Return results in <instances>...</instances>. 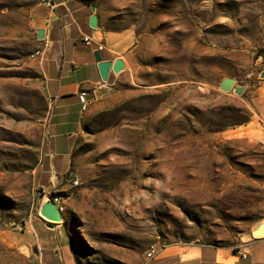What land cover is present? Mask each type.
<instances>
[{"label":"rangeland","instance_id":"rangeland-1","mask_svg":"<svg viewBox=\"0 0 264 264\" xmlns=\"http://www.w3.org/2000/svg\"><path fill=\"white\" fill-rule=\"evenodd\" d=\"M29 2L0 0V264H34L41 253L27 225L43 203L30 170L48 105L29 81L39 78ZM98 7L108 28H131L139 43L122 100L87 120L74 155L79 187L64 213L77 264H143L158 242L255 239L264 222V0Z\"/></svg>","mask_w":264,"mask_h":264},{"label":"crops","instance_id":"crops-1","mask_svg":"<svg viewBox=\"0 0 264 264\" xmlns=\"http://www.w3.org/2000/svg\"><path fill=\"white\" fill-rule=\"evenodd\" d=\"M29 1L31 52L40 46L37 35L40 30L45 31L50 42L44 58H30L39 78L29 81L33 88H41L48 105L43 139L36 145L39 159L30 174L42 202L46 196L61 197L69 207L76 188L64 176L73 169L87 120L122 100L121 88H125L135 70L139 42L131 28H108L99 11V0H51L52 6ZM93 16L97 17L96 29L90 27ZM90 35L96 37V42L87 46L83 39ZM100 43L105 47L102 51L97 48ZM96 52L101 53L103 62L113 64L106 82L101 79ZM118 60L124 62L125 69L114 73L112 69ZM259 88H264V82ZM82 92L87 93L90 102L86 112L82 111L79 99ZM262 98L260 115L264 128V95ZM62 215L64 220L59 224L49 226L37 216L31 217L27 225L29 242L38 245L45 264H77L74 248L79 243L69 233L66 214ZM143 264H264V238L248 240L237 247L194 242L168 244L153 259L145 258Z\"/></svg>","mask_w":264,"mask_h":264},{"label":"water","instance_id":"water-1","mask_svg":"<svg viewBox=\"0 0 264 264\" xmlns=\"http://www.w3.org/2000/svg\"><path fill=\"white\" fill-rule=\"evenodd\" d=\"M93 12H96V7L93 6L92 7ZM90 27L93 29H96L98 27V22H97V17L93 16L91 18L90 21ZM38 40L42 41L45 38V31L44 30H40L38 33ZM95 58L97 60L98 67H99V72H100V76L101 79L106 82L108 80L109 77V73L111 71V67H112V63L111 62H103L102 61V57H101V53L100 52H96L95 53ZM125 69V64L122 60H118L117 62H115L112 71L114 73H120L122 71H124ZM261 79H264V70L261 73ZM234 84L233 80L230 79H225L222 83H221V88H223L224 90L228 91L232 88ZM243 92L242 88H236V93L237 94H241ZM40 217L42 219H44L46 222L51 223V224H58V223H62L64 218L63 215L61 213V211L58 209L57 205L54 203L53 198L50 196H46L41 209H40ZM24 227V225L22 226ZM253 237L255 239H262L264 238V222H262L254 231H253ZM35 254L36 256L39 255V252L37 249H35Z\"/></svg>","mask_w":264,"mask_h":264},{"label":"built area","instance_id":"built-area-1","mask_svg":"<svg viewBox=\"0 0 264 264\" xmlns=\"http://www.w3.org/2000/svg\"><path fill=\"white\" fill-rule=\"evenodd\" d=\"M34 2H38L47 6H52L51 4V0H32ZM50 21L47 20V24H49ZM84 43L87 46H91L94 42H96V37L94 35H90V36H85L83 39ZM98 51H102L105 47L104 44L100 43L97 46ZM50 49V42L47 40V36H45L44 40L40 41V46L37 48V50H35V52L33 53V55H31V58H44L45 55L47 54V52ZM80 99V103L82 105V111L84 112V109L86 108L87 104H90L89 100H88V95L85 92H82L79 96ZM66 182L68 184H70L73 188H77L79 187V180L78 177L76 176V174L73 171H68L65 176H64ZM54 203L57 205L58 209H59V203L60 201H63V199L61 197H55L53 198ZM49 226L51 225V223H48ZM164 247V244L161 243H154L152 244L149 248L148 251L146 253V257L147 259L151 260L153 259L155 256L158 255V253L160 252V250ZM242 258H246L245 254L240 253L239 254ZM34 264H45L43 257L41 256V254H39L38 256H36L35 260H34Z\"/></svg>","mask_w":264,"mask_h":264},{"label":"bare ground","instance_id":"bare-ground-1","mask_svg":"<svg viewBox=\"0 0 264 264\" xmlns=\"http://www.w3.org/2000/svg\"><path fill=\"white\" fill-rule=\"evenodd\" d=\"M90 104H87L86 108L84 109V112H86L89 109ZM59 210L61 211V213H64L66 210V204L64 203V201H60L59 203Z\"/></svg>","mask_w":264,"mask_h":264},{"label":"trees","instance_id":"trees-1","mask_svg":"<svg viewBox=\"0 0 264 264\" xmlns=\"http://www.w3.org/2000/svg\"><path fill=\"white\" fill-rule=\"evenodd\" d=\"M78 262V260H76Z\"/></svg>","mask_w":264,"mask_h":264}]
</instances>
